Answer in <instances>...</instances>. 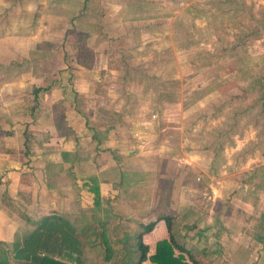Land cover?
Segmentation results:
<instances>
[{"label":"rangeland","instance_id":"374dc122","mask_svg":"<svg viewBox=\"0 0 264 264\" xmlns=\"http://www.w3.org/2000/svg\"><path fill=\"white\" fill-rule=\"evenodd\" d=\"M5 1L15 6V0ZM118 6L120 23L116 25V19L105 23L107 70L101 73L100 84L91 87L87 103L83 102L87 109L81 111L89 124L98 128L111 118L117 119L116 115L120 122L121 117H127L133 124H144L134 126L137 130L132 143L142 146L145 142L144 158L168 160L165 176L172 178L167 179L172 183L171 204L160 201L158 188L151 191L149 186L156 179L150 175L141 178L139 186H134L130 223L120 221L113 229L120 240L109 248L116 254L105 260L103 248L97 252L92 249L88 258L80 256L78 261L135 264L140 225L154 221L163 211L186 215L175 222L176 233L181 234L191 223L198 228L212 225L220 238L223 233L213 221L223 226L224 216L215 211L223 214L225 208L230 228L222 244L226 251L231 254L235 241L246 239L247 253H252L247 260L253 262L255 255L263 257L264 234L256 225L264 210V114L259 99L264 90V0H119ZM35 15L39 14H15L12 10L8 17L28 30L37 24L39 17ZM14 45H9L13 49H9L7 66L0 65V76L11 80L19 74L38 76L40 69L47 73L46 62L40 66L44 61L41 53L26 51L23 44L25 51L20 47L16 50L19 57L14 54ZM88 46L94 59L95 39L89 40ZM38 60L39 66H35ZM94 90L95 100L90 97ZM113 109L118 113L112 117ZM87 150L89 153L91 148ZM131 151V158H140L136 157L139 149ZM184 188L194 193H181ZM150 209L155 212L146 216ZM124 213L121 209L123 217ZM187 233L186 241L179 243L199 264H221L220 256L226 251H217L216 258L211 253L205 257L200 253L203 245L212 249L214 244L204 241L203 236L199 244L190 242L193 230ZM256 237L261 246L252 242ZM154 238L142 237L150 248L148 255L153 252ZM120 251L127 257L122 258ZM13 256L12 246L0 247L1 260L21 264ZM241 258L238 264L245 263Z\"/></svg>","mask_w":264,"mask_h":264},{"label":"crops","instance_id":"0c3cea01","mask_svg":"<svg viewBox=\"0 0 264 264\" xmlns=\"http://www.w3.org/2000/svg\"><path fill=\"white\" fill-rule=\"evenodd\" d=\"M3 2L7 3L0 0ZM118 4L119 0H15V6L12 2L0 6V65L7 66L9 49H13L9 45L13 42L15 55L20 57L16 50L20 47L22 51L24 44L26 51L34 50L43 55L41 59L44 61L40 66L46 62L44 67L47 68V73L40 69L38 76L19 74L11 80L0 76V247L21 242L42 217L57 214L75 228L81 244L80 256L86 259L92 249L96 252L102 248L105 250L101 245V231H104L110 245H117L120 239L113 229L120 221L130 223L133 196L137 190L134 186H139L141 178L150 175L156 179V184L149 186L151 191L159 187V180L172 179L165 176L168 160L144 158L145 142H141L142 146L135 141L132 143L131 137L137 130L134 126L143 127L144 124H133L127 117L125 120L121 117L120 122L116 115L118 110L113 109L111 116L116 115L117 119L105 121L101 128L92 127L81 111L87 109L83 102L87 103L85 98H89L91 87L100 84L101 73L107 70L108 54L104 52L109 45L104 34L107 33L105 23L113 19L117 20L116 25L120 23ZM12 10L15 14L37 12V24L33 29H23L21 22L9 19ZM6 23L11 24L10 28ZM92 39L96 41L94 59L90 57L88 46ZM77 46L88 53L82 66L74 58ZM39 63L40 60L35 66ZM91 94L90 97L97 99L95 90ZM87 148H91L89 153ZM131 149H139L136 157L140 158H131L134 153ZM171 184L169 198L163 201L164 204H171ZM92 188L99 196L97 204L93 203ZM182 192L194 193L190 188H184ZM121 209L125 212L124 217ZM225 211L226 208L223 214L221 210L215 211L216 215L224 216L222 227L225 229L213 221L223 233L222 237L218 238V232L212 225L198 228L191 223L183 228L181 234L174 232V225L172 233L176 241H186L185 232L192 229L193 234L188 238L190 242L194 240L199 244L203 236L204 241L214 246L208 249L203 245L205 249L202 248L200 253L203 252L205 257L211 253L216 258L217 251H226L222 244H225L230 228ZM154 212L146 210L145 215ZM174 213L176 222L180 213ZM181 218L185 219L186 215L181 214ZM259 219L261 222L256 229L264 234V210ZM148 235L155 237L152 241L154 251V243L167 237L163 223L158 222L143 237ZM257 239L252 242L261 246L258 243L260 239ZM235 244V252L233 250L230 254L226 251L224 256H220L223 259L221 264H238L242 256L243 264H264V256L255 255L253 262L247 260L252 253H247L246 239L235 241ZM238 252L241 254L237 256ZM108 253L116 254L111 249ZM152 254L147 253V256ZM120 256L125 258L127 254L120 251ZM216 262L218 264L219 261Z\"/></svg>","mask_w":264,"mask_h":264},{"label":"trees","instance_id":"16d2710c","mask_svg":"<svg viewBox=\"0 0 264 264\" xmlns=\"http://www.w3.org/2000/svg\"><path fill=\"white\" fill-rule=\"evenodd\" d=\"M74 58L78 65L85 64L88 53L81 46L75 47ZM264 88V85H263ZM34 92V90H33ZM261 100V112L264 114V90L259 98ZM159 198L162 202L169 197L170 180H159ZM93 193V203H98V193L95 188L91 189ZM177 215L174 212H161L154 221L141 225V231L137 233L135 247L137 256L135 264H141L148 261L149 264H199L194 260L183 245H180L174 235L173 227ZM162 222L167 237L154 243L153 254L147 256L148 246L143 242V235L152 231L154 226ZM103 236L101 245L104 246V259L110 258V244L104 237V231L100 232ZM14 253V259L21 261V264H71L65 260H71L79 264L78 257L81 252V244L75 235L73 228L67 221L57 214L42 217L36 227L27 233L21 242L11 244ZM57 256H56V255ZM64 258L65 260H60ZM76 256V257H75ZM0 264H10L0 259Z\"/></svg>","mask_w":264,"mask_h":264}]
</instances>
